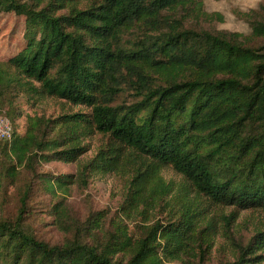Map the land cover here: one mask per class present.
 <instances>
[{
    "label": "trees",
    "instance_id": "16d2710c",
    "mask_svg": "<svg viewBox=\"0 0 264 264\" xmlns=\"http://www.w3.org/2000/svg\"><path fill=\"white\" fill-rule=\"evenodd\" d=\"M206 1L0 0L25 18L24 49L0 61L13 130L0 141V264H197L183 255L209 246L211 228L192 191L264 210V2L239 13L240 33ZM51 100L90 112L48 114ZM97 133L107 141L90 157ZM53 162L76 174L41 170ZM100 174L122 182L118 212L80 215L71 190ZM236 248L222 264H264V231Z\"/></svg>",
    "mask_w": 264,
    "mask_h": 264
},
{
    "label": "rangeland",
    "instance_id": "374dc122",
    "mask_svg": "<svg viewBox=\"0 0 264 264\" xmlns=\"http://www.w3.org/2000/svg\"><path fill=\"white\" fill-rule=\"evenodd\" d=\"M264 0H207L206 7L210 12H219L224 15L225 22L220 24L221 29L234 32L248 33L249 27L239 17V13H246L256 8ZM25 18L15 14L0 12V61L8 60L16 56L24 49ZM24 107V104H23ZM31 112L30 108H24ZM89 113L90 110L82 106H74L61 100H51L47 103V113L60 115L64 113ZM107 138L101 134H93L89 138L91 151L89 156L95 154L98 147L106 143ZM41 170L51 175H75L77 165L74 163L53 162L45 164ZM164 176L179 184H186L183 177L172 168L164 169ZM89 187L82 191L78 188L71 190L69 201L75 210L85 216L88 211L109 210L118 212L122 201V182L113 174H100L93 176ZM190 198L199 204L205 211L207 222L210 225L211 239L209 246H203V250L195 254H184V260H190L201 264H222L233 262L236 259L237 244H245L257 231H264V210L236 211L233 207H220L210 204L205 198L197 195L195 191L190 193ZM49 200L47 196L40 198L43 203ZM40 207L38 208V212ZM45 219H47L45 217ZM51 221V220H49ZM229 222V223H228ZM40 237L51 243L60 242L62 235L56 228L42 224L34 225ZM205 248V250H204Z\"/></svg>",
    "mask_w": 264,
    "mask_h": 264
},
{
    "label": "built area",
    "instance_id": "2783aa9c",
    "mask_svg": "<svg viewBox=\"0 0 264 264\" xmlns=\"http://www.w3.org/2000/svg\"><path fill=\"white\" fill-rule=\"evenodd\" d=\"M13 137V130L10 121L0 116V141L11 140Z\"/></svg>",
    "mask_w": 264,
    "mask_h": 264
}]
</instances>
